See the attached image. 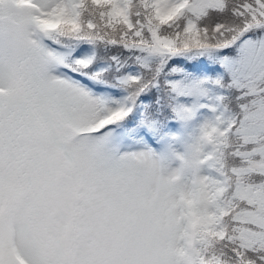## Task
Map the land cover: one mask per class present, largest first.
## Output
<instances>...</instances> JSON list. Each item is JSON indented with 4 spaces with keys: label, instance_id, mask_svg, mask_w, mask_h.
I'll return each instance as SVG.
<instances>
[{
    "label": "snow or ice",
    "instance_id": "1",
    "mask_svg": "<svg viewBox=\"0 0 264 264\" xmlns=\"http://www.w3.org/2000/svg\"><path fill=\"white\" fill-rule=\"evenodd\" d=\"M0 264H264V0H0Z\"/></svg>",
    "mask_w": 264,
    "mask_h": 264
}]
</instances>
